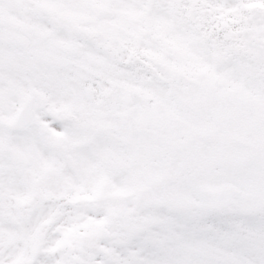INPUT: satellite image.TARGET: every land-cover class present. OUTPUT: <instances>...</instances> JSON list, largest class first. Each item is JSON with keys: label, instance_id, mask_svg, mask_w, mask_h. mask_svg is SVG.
<instances>
[{"label": "snow or ice", "instance_id": "snow-or-ice-1", "mask_svg": "<svg viewBox=\"0 0 264 264\" xmlns=\"http://www.w3.org/2000/svg\"><path fill=\"white\" fill-rule=\"evenodd\" d=\"M0 264H264V0H0Z\"/></svg>", "mask_w": 264, "mask_h": 264}]
</instances>
